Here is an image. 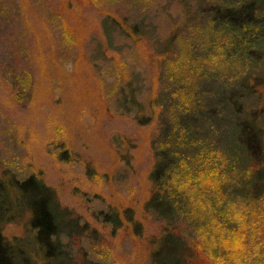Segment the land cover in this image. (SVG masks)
<instances>
[{
	"label": "trees",
	"instance_id": "1",
	"mask_svg": "<svg viewBox=\"0 0 264 264\" xmlns=\"http://www.w3.org/2000/svg\"><path fill=\"white\" fill-rule=\"evenodd\" d=\"M178 4L181 21L170 24L160 40L137 14L132 19L116 11L101 16L107 46L116 38L132 48L155 40L160 63L170 68L182 62L176 85L150 98L149 105L137 97L132 82L118 91L120 101L133 105L129 112L136 121L146 123L155 115L159 120L144 211L162 226L149 239V263L264 264V237L256 233H264V0ZM15 6V0H0V19L8 14L2 8ZM197 35L205 38L204 53L177 58L176 42H195L191 37ZM67 148H61L62 155ZM102 218L113 229L122 223L114 208ZM127 219L136 223L132 210ZM9 223L21 224L24 235L6 236ZM86 228L35 174L0 180V264H103L71 249ZM27 243L35 250L27 252Z\"/></svg>",
	"mask_w": 264,
	"mask_h": 264
},
{
	"label": "rangeland",
	"instance_id": "2",
	"mask_svg": "<svg viewBox=\"0 0 264 264\" xmlns=\"http://www.w3.org/2000/svg\"><path fill=\"white\" fill-rule=\"evenodd\" d=\"M15 5L1 11L9 14V25L7 15L0 19V180L35 174L54 188L60 205L87 226L71 242L73 253L86 251L103 264H150L148 242L162 223L144 211V202L159 120L155 115L136 121L129 112L133 105L118 98L132 82L149 105L183 74L182 62L168 68L154 49L170 24L181 21L178 0H15ZM106 11L145 18L154 42L132 48L116 38L107 46L101 21ZM191 39L196 41L176 42L177 58L204 53L205 38ZM152 109L158 114L157 104ZM111 208L122 217L116 229L102 218ZM262 232L256 231L259 238ZM3 233L14 238L25 231L9 223ZM24 247L35 250L32 244Z\"/></svg>",
	"mask_w": 264,
	"mask_h": 264
}]
</instances>
